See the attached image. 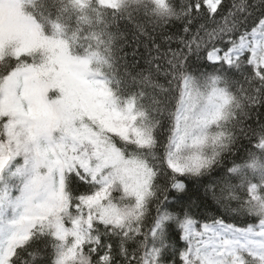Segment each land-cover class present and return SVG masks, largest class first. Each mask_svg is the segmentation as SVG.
I'll list each match as a JSON object with an SVG mask.
<instances>
[{
	"label": "snow or ice",
	"instance_id": "6c2138e0",
	"mask_svg": "<svg viewBox=\"0 0 264 264\" xmlns=\"http://www.w3.org/2000/svg\"><path fill=\"white\" fill-rule=\"evenodd\" d=\"M262 109L264 0H0V264H264Z\"/></svg>",
	"mask_w": 264,
	"mask_h": 264
},
{
	"label": "trees",
	"instance_id": "16d2710c",
	"mask_svg": "<svg viewBox=\"0 0 264 264\" xmlns=\"http://www.w3.org/2000/svg\"><path fill=\"white\" fill-rule=\"evenodd\" d=\"M129 39L131 40V36H129ZM261 111H264V109H262Z\"/></svg>",
	"mask_w": 264,
	"mask_h": 264
}]
</instances>
